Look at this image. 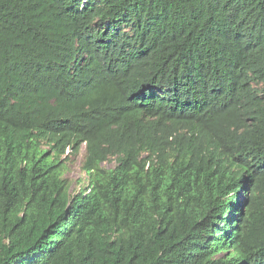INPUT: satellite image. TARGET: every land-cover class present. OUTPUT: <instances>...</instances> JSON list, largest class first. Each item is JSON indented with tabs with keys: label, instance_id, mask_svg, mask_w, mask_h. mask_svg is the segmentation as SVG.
I'll return each mask as SVG.
<instances>
[{
	"label": "trees",
	"instance_id": "trees-1",
	"mask_svg": "<svg viewBox=\"0 0 264 264\" xmlns=\"http://www.w3.org/2000/svg\"><path fill=\"white\" fill-rule=\"evenodd\" d=\"M0 264H264V0H0Z\"/></svg>",
	"mask_w": 264,
	"mask_h": 264
},
{
	"label": "rangeland",
	"instance_id": "rangeland-1",
	"mask_svg": "<svg viewBox=\"0 0 264 264\" xmlns=\"http://www.w3.org/2000/svg\"><path fill=\"white\" fill-rule=\"evenodd\" d=\"M84 155L85 147L83 146L77 155L71 154L67 157V160H64L66 158V155L63 156V161H65L66 165L64 177L69 180L70 190H72V192L79 191L81 186L87 184V174L82 169ZM104 165L106 167H114L115 162L114 160H109L105 162Z\"/></svg>",
	"mask_w": 264,
	"mask_h": 264
}]
</instances>
